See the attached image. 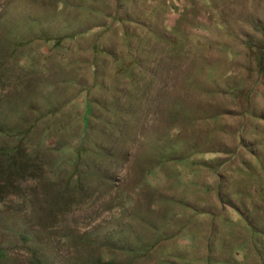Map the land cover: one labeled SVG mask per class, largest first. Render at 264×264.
<instances>
[{
  "label": "rangeland",
  "instance_id": "obj_1",
  "mask_svg": "<svg viewBox=\"0 0 264 264\" xmlns=\"http://www.w3.org/2000/svg\"><path fill=\"white\" fill-rule=\"evenodd\" d=\"M0 264H264V0H0Z\"/></svg>",
  "mask_w": 264,
  "mask_h": 264
},
{
  "label": "trees",
  "instance_id": "obj_2",
  "mask_svg": "<svg viewBox=\"0 0 264 264\" xmlns=\"http://www.w3.org/2000/svg\"><path fill=\"white\" fill-rule=\"evenodd\" d=\"M1 253H2V250H0V255H1Z\"/></svg>",
  "mask_w": 264,
  "mask_h": 264
}]
</instances>
